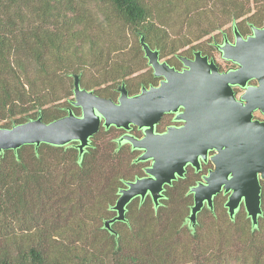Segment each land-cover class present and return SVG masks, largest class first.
Segmentation results:
<instances>
[{"label":"trees","instance_id":"obj_1","mask_svg":"<svg viewBox=\"0 0 264 264\" xmlns=\"http://www.w3.org/2000/svg\"><path fill=\"white\" fill-rule=\"evenodd\" d=\"M262 14L264 0H0V128L66 115L74 75L111 99L121 83L130 95L155 85L140 37L173 67L181 50L202 51L192 44ZM173 15L191 37L173 33ZM124 28L131 51L111 33ZM121 133L101 124L81 156L76 142L0 152V264H264V197L255 227L243 206L231 219L217 196L192 228L190 179L166 186L157 206L133 199L126 221L106 229L119 190L147 165L118 146Z\"/></svg>","mask_w":264,"mask_h":264},{"label":"water","instance_id":"obj_2","mask_svg":"<svg viewBox=\"0 0 264 264\" xmlns=\"http://www.w3.org/2000/svg\"><path fill=\"white\" fill-rule=\"evenodd\" d=\"M233 45L220 46L221 56L237 65V69L220 73L218 67L200 51L192 59L178 55L182 70L159 59L140 37V46L157 85L142 86L135 95H129L121 83L116 100L98 96L80 86L79 75L73 76V96L66 115L45 123L38 117L10 128H0V152L17 150L23 145L37 148L45 143L67 146L76 142L79 156L89 145V139L100 125L129 130L135 126L143 130L141 138L123 135L118 142H126L141 150L137 161L149 160L146 176L126 182L119 190L113 210L114 218L104 222L126 221V206L135 198L143 200L150 195L155 206L162 198L165 185L182 177L187 164L198 169L199 159L206 160L209 150L213 168L195 187L190 189L193 204L188 222L192 228L196 215L204 204L211 209L213 196L223 190L229 193L225 202L232 219L240 205L252 227L261 215V184L264 186V122L252 120L253 113L264 115V28H252V35L240 38L234 31ZM254 79L256 85H246ZM243 88L238 99L232 86ZM72 107L79 108L75 115ZM166 113L175 114L178 127H168L162 134L154 126Z\"/></svg>","mask_w":264,"mask_h":264},{"label":"flooded vegetation","instance_id":"obj_3","mask_svg":"<svg viewBox=\"0 0 264 264\" xmlns=\"http://www.w3.org/2000/svg\"><path fill=\"white\" fill-rule=\"evenodd\" d=\"M252 28H258V29L264 28V14L259 15L258 16V22H255V23H251V22H249L247 20H242V21L239 20V21H235V22L231 23L228 27H226V28H224L222 30H219L215 35H212L210 37V40H207V51H204V50H202V51L201 50H193L191 52V55H185V57H187L189 59H192L193 52L200 51L201 56H206L209 60H213V62L218 67V71L220 73H224V72L235 70V69H237V65L235 63H233L232 61H230V60L223 59L222 56H221L219 48H220V46H223L225 43H227L230 46L234 44V42H235L234 31L235 30L239 34L240 38L246 39V38H248L249 36L252 35ZM177 61L179 63L177 65H174L173 67L176 70H182V68H183L182 64L180 63V61L178 59H177ZM156 79H157V83L155 85H157L159 83V81H160V78H156ZM150 85L154 86V84H150ZM150 85H148V86H150ZM246 85L254 86V85H256V81L254 79L248 80ZM232 90H233V93H234V96H235L236 99H238L239 96L243 92V88L238 86V85L232 86ZM116 99H113V100H116ZM174 117H175V114H173V113L164 114L160 118L159 122L154 126V132L158 133V134H162V133H164L166 131V129L168 127H178V126H180L181 122L180 121H176ZM252 120H258L260 122H264V115L262 113L258 112V111H255L253 113ZM125 134H129V135L139 139V138H141L143 136V130L139 129V128L135 127V126H131L129 128V130L122 129V133L117 138V141H116L118 146H119V144H121V143L123 144L124 143V142H120L119 143L118 140ZM127 144L130 146V148L132 150L139 151V156L141 155V150L133 149L129 143H127ZM214 153H215L214 150H209L206 160L199 159V161H198V164H199L198 169H196L194 166H192L190 164H187L184 167L183 176L182 177H177L175 179V180H177L179 178H182L183 180H185V179L192 180L191 181V185H190V187H189V189L187 190V193H186L187 196L192 197V200H193L194 196L190 192V189L192 187H195L199 183H202L204 177L206 175H208L210 170H212L213 165H212V162L210 160V157L213 156ZM139 156H137V159H138ZM137 159L135 160L136 162H137ZM142 163H147V165L143 167V175L141 176V177H144V176H146L145 169L150 166L151 162L150 161H143ZM141 177H135L134 179L141 178ZM175 180H173L172 182H174ZM127 182H130V181H127ZM260 184L262 186V188H261V197H264V186H263V182L261 180H260ZM166 186H169V185H165L164 186V189H163V192H162V197H164L163 195H164V192L166 190V188H165ZM123 188H125V184H124ZM228 195H229V193H225L223 190H221L219 193H217L216 195L213 196V199H214V197L220 196V197H226V200H227ZM146 196L150 197L149 194H147ZM192 204H193V202H192ZM224 206H225V203H224ZM242 206L243 205H240L239 208L242 207ZM203 208H208V207L204 204L202 209Z\"/></svg>","mask_w":264,"mask_h":264},{"label":"rangeland","instance_id":"obj_4","mask_svg":"<svg viewBox=\"0 0 264 264\" xmlns=\"http://www.w3.org/2000/svg\"><path fill=\"white\" fill-rule=\"evenodd\" d=\"M179 6L182 8V4L181 2H179ZM175 12L181 13L180 9H176ZM171 25L173 26V33L180 35V34H185L186 36H190L191 34V29L189 28L186 23L183 22V17L180 15V18H178L177 16L173 15L172 19L170 20ZM115 28V26H114ZM112 36L115 37V40H118L119 38H121V43L123 45H125L130 51L133 48L134 45V37L131 33V31L128 28H124V29H120V30H114L111 31ZM216 33L212 34L215 35ZM193 35V34H192ZM210 35V37L212 36ZM119 37V38H118ZM191 37V36H190ZM210 37H206L204 38L202 41H200L199 43H193L192 45H196V44H200L202 50L207 51V40ZM210 40V39H209ZM183 50H181L180 52H178V55H191V53H186L185 55L180 54ZM168 59V58H167ZM166 59H163L161 61H165Z\"/></svg>","mask_w":264,"mask_h":264}]
</instances>
